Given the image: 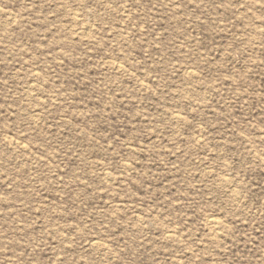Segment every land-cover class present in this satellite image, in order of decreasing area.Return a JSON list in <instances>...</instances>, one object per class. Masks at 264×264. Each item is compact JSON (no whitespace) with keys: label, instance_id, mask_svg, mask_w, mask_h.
<instances>
[{"label":"rangeland","instance_id":"rangeland-1","mask_svg":"<svg viewBox=\"0 0 264 264\" xmlns=\"http://www.w3.org/2000/svg\"><path fill=\"white\" fill-rule=\"evenodd\" d=\"M0 264H264V0H0Z\"/></svg>","mask_w":264,"mask_h":264},{"label":"bare ground","instance_id":"bare-ground-1","mask_svg":"<svg viewBox=\"0 0 264 264\" xmlns=\"http://www.w3.org/2000/svg\"><path fill=\"white\" fill-rule=\"evenodd\" d=\"M118 65V64H117ZM119 65H122V63L121 64H119ZM116 66V65H115ZM119 67V66H118ZM114 68V67H113ZM192 73V72H191ZM17 143V142H16ZM233 194V193H232ZM108 206V205H107ZM206 222L208 223V224H210L211 226H212V228L215 230V231H217L218 229H219V226H220V223H219V221L216 219V218H213L212 216L211 217H209V218H207V220H206ZM209 225V226H210ZM214 232V231H213ZM93 243H95V242H93Z\"/></svg>","mask_w":264,"mask_h":264}]
</instances>
